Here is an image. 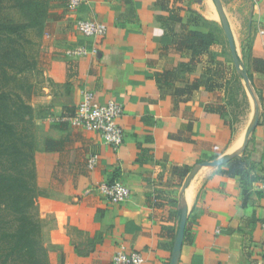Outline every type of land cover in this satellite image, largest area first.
Masks as SVG:
<instances>
[{
  "label": "crops",
  "instance_id": "0c3cea01",
  "mask_svg": "<svg viewBox=\"0 0 264 264\" xmlns=\"http://www.w3.org/2000/svg\"><path fill=\"white\" fill-rule=\"evenodd\" d=\"M219 1L239 65L216 0L50 1L32 104L50 264H112L121 246L144 264H264V0ZM80 19L107 35L82 36ZM83 90L123 106L119 149L63 119ZM114 181L128 201L97 190Z\"/></svg>",
  "mask_w": 264,
  "mask_h": 264
},
{
  "label": "trees",
  "instance_id": "16d2710c",
  "mask_svg": "<svg viewBox=\"0 0 264 264\" xmlns=\"http://www.w3.org/2000/svg\"><path fill=\"white\" fill-rule=\"evenodd\" d=\"M50 1L0 0L1 264H50L38 212L36 122L28 100L33 86L26 78L37 68L27 51L34 45L30 33L44 29ZM4 9L20 11L24 22L5 21Z\"/></svg>",
  "mask_w": 264,
  "mask_h": 264
},
{
  "label": "built area",
  "instance_id": "2783aa9c",
  "mask_svg": "<svg viewBox=\"0 0 264 264\" xmlns=\"http://www.w3.org/2000/svg\"><path fill=\"white\" fill-rule=\"evenodd\" d=\"M85 0H68L71 9H77ZM77 31L86 38H104L108 33V27L100 22L80 19L76 24ZM89 53L84 47H78L67 51L70 58L82 57ZM122 105L111 100L106 104L95 101L94 94L83 90L81 100L75 109L64 115V120L87 131L100 134L105 144L114 150L119 149L125 141V132L120 124L124 115ZM99 162V156L93 155L88 159V168L93 170ZM258 189L264 199V179L258 183ZM99 193L115 204L124 203L131 197L130 189L120 181L103 183L97 187ZM91 192V190H88ZM144 257L139 252L127 253L124 247H120L112 258V264H144Z\"/></svg>",
  "mask_w": 264,
  "mask_h": 264
},
{
  "label": "rangeland",
  "instance_id": "374dc122",
  "mask_svg": "<svg viewBox=\"0 0 264 264\" xmlns=\"http://www.w3.org/2000/svg\"><path fill=\"white\" fill-rule=\"evenodd\" d=\"M2 15L3 18L5 19V21L7 22H13V23H23L24 22V17L23 14L15 9H4L2 11ZM43 30L39 31H33L32 33H30V37L34 42V45L28 46L27 47V51L30 54L31 57H34L36 59L37 62V68L36 70L31 73H27L26 78L28 83L33 86L32 91L30 92L29 96H28V100L31 104H33L34 102H36V98L38 96H40V85H41V69L39 67V63L37 60L38 55L40 54V42L41 41V36L43 34ZM238 111L242 114V113H246V109L247 107L245 106V104L240 105L237 107ZM2 260H0V264H1ZM11 264H18V263H11Z\"/></svg>",
  "mask_w": 264,
  "mask_h": 264
},
{
  "label": "water",
  "instance_id": "95a60500",
  "mask_svg": "<svg viewBox=\"0 0 264 264\" xmlns=\"http://www.w3.org/2000/svg\"><path fill=\"white\" fill-rule=\"evenodd\" d=\"M216 2H217V4H218L219 10H220V12H221V14H222L224 30H225V32H226V36H227L228 42H229V44H230V46H231L232 54H233L234 60H235V62L237 63V65H239L240 61H239V58H238L237 52H236V50H235L234 40H233L232 34H231V32H230V29H229V26H228L227 20H226V18L224 17V14L222 13V8H221V6H220V1H219V0H216ZM243 78H244L246 84L249 86V78H248V76H247L246 74H243ZM257 122H258V116L256 115V118H255V122H254V124H256ZM230 160H231L230 157H225V158L220 159V160H215L214 162L209 163V165H212V166H221V165H223V164L229 162ZM194 175H195V173L193 172V173H192V176H194ZM182 220H183V222H182V227H183V225H184V223H185V217H183Z\"/></svg>",
  "mask_w": 264,
  "mask_h": 264
}]
</instances>
